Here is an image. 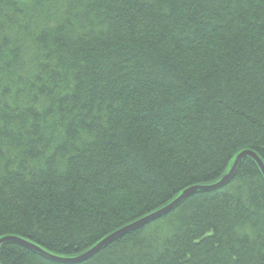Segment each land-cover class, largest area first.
Returning <instances> with one entry per match:
<instances>
[{
    "label": "trees",
    "instance_id": "16d2710c",
    "mask_svg": "<svg viewBox=\"0 0 264 264\" xmlns=\"http://www.w3.org/2000/svg\"><path fill=\"white\" fill-rule=\"evenodd\" d=\"M264 164V0H0V239L76 258ZM88 259L14 242L0 264H264V176Z\"/></svg>",
    "mask_w": 264,
    "mask_h": 264
},
{
    "label": "water",
    "instance_id": "95a60500",
    "mask_svg": "<svg viewBox=\"0 0 264 264\" xmlns=\"http://www.w3.org/2000/svg\"><path fill=\"white\" fill-rule=\"evenodd\" d=\"M246 156L250 157L253 159V161L258 164L259 169L262 173V175L264 176V164H262L261 160L259 159V157L257 156V154L252 153L251 151L245 150L243 152L238 153V155L235 157L231 168L229 169V171L227 173H225V175L218 180L217 182H215L212 185L209 186H193V187H189L186 188L185 190L182 191V193L176 197L175 199L172 200L171 203L161 207V209L152 212L150 215H147L145 217L140 218L139 220L132 222L130 225L126 226V227H122L119 230L109 234L108 237L100 240L96 245H94L92 248H90L87 252L78 255L76 258H72V259H62V258H58V257H53L51 255H49L48 253L42 251L40 248H38L37 246H34L33 244L15 238V237H4L2 239H0V245L3 244L4 242H14L17 243L19 245H22L24 247L33 249L41 254H43L44 256L52 259V260H58L60 262H77V261H83L88 259V257H90L91 255H93L94 253H96L97 251H99L100 248L104 247L105 245L109 244V242L120 238V236L130 232V230L136 229L141 227L142 225L150 222L151 220L157 219L162 217L163 215H166L170 212H172V209L175 208L177 205H179L183 199H185L186 197L193 195L194 192L196 191H204V190H215L216 188H221L223 186H225V184L227 182H229L234 176L235 170L237 168V164L239 163V161L243 158H245Z\"/></svg>",
    "mask_w": 264,
    "mask_h": 264
}]
</instances>
